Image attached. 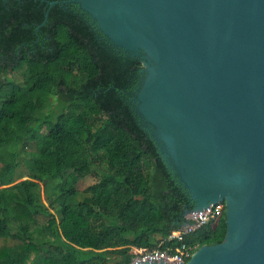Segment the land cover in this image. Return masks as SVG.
I'll list each match as a JSON object with an SVG mask.
<instances>
[{
    "label": "trees",
    "instance_id": "trees-1",
    "mask_svg": "<svg viewBox=\"0 0 264 264\" xmlns=\"http://www.w3.org/2000/svg\"><path fill=\"white\" fill-rule=\"evenodd\" d=\"M59 1L0 0V264H130L133 248L223 241L226 215L168 240L194 203L129 103L142 63ZM22 65L26 89L5 74Z\"/></svg>",
    "mask_w": 264,
    "mask_h": 264
},
{
    "label": "water",
    "instance_id": "water-1",
    "mask_svg": "<svg viewBox=\"0 0 264 264\" xmlns=\"http://www.w3.org/2000/svg\"><path fill=\"white\" fill-rule=\"evenodd\" d=\"M56 3L141 61L129 103L194 203L185 216L226 205L224 240L184 264H264V0Z\"/></svg>",
    "mask_w": 264,
    "mask_h": 264
},
{
    "label": "built area",
    "instance_id": "built-area-1",
    "mask_svg": "<svg viewBox=\"0 0 264 264\" xmlns=\"http://www.w3.org/2000/svg\"><path fill=\"white\" fill-rule=\"evenodd\" d=\"M226 205L224 202L210 204L202 211H192L186 218L191 220V224L184 225L181 229L174 231L168 240L183 241V238L197 231L199 228L220 219L225 215ZM163 242H161L162 244ZM159 244L157 247L133 248V258L130 264H142L145 262H155L157 264L164 262L166 264H184L188 262L192 255L199 249L198 246L180 245L163 249Z\"/></svg>",
    "mask_w": 264,
    "mask_h": 264
},
{
    "label": "rangeland",
    "instance_id": "rangeland-1",
    "mask_svg": "<svg viewBox=\"0 0 264 264\" xmlns=\"http://www.w3.org/2000/svg\"><path fill=\"white\" fill-rule=\"evenodd\" d=\"M28 72V69L26 66L22 65L21 67L8 71L5 74L7 75V77H9L11 80L15 81L17 84H19L22 88L26 89L28 88L27 82H26V74ZM42 133L47 134L48 130L45 127H42L40 130ZM29 159V156L24 155L21 158V165L18 169V173L20 175H27L28 174V168L26 166V160ZM27 178V177H25ZM97 177L95 176H88L87 178H85L84 180H82L78 187L80 189V191L84 190L85 188H87L88 186L94 184L97 182ZM83 196V194L81 193L80 198ZM41 199L44 200L43 198V184H42V190H41Z\"/></svg>",
    "mask_w": 264,
    "mask_h": 264
},
{
    "label": "flooded vegetation",
    "instance_id": "flooded-vegetation-1",
    "mask_svg": "<svg viewBox=\"0 0 264 264\" xmlns=\"http://www.w3.org/2000/svg\"><path fill=\"white\" fill-rule=\"evenodd\" d=\"M97 29V28H96ZM98 31V30H97ZM102 37V36H101ZM102 39H103V37H102ZM104 40V39H103ZM139 78H140V75H139ZM140 80V79H139ZM139 80H138V82H139ZM138 82H137V84H136V86L134 87V89L137 87V85H138ZM133 89V90H134Z\"/></svg>",
    "mask_w": 264,
    "mask_h": 264
}]
</instances>
